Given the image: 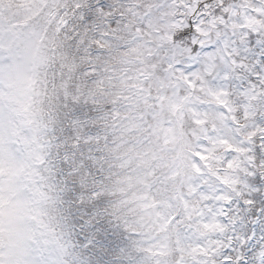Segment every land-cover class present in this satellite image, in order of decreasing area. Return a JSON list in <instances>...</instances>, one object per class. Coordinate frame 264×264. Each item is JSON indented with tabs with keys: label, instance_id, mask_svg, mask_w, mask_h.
Wrapping results in <instances>:
<instances>
[{
	"label": "rangeland",
	"instance_id": "1",
	"mask_svg": "<svg viewBox=\"0 0 264 264\" xmlns=\"http://www.w3.org/2000/svg\"><path fill=\"white\" fill-rule=\"evenodd\" d=\"M50 1L0 0V264H72L73 259L69 226H62L52 202L65 188L63 178L54 182L59 168L50 162L55 156L50 138L57 124L45 117L51 106L43 85L51 74L54 27L64 21L54 17ZM150 2L139 4L134 16L136 22L149 20L153 32L147 39L134 34L131 54L116 67L114 85L110 82L121 113L110 125L118 134L125 128L131 133L110 139L118 155L116 210L129 230L148 221L142 236L151 249L166 251L171 236L178 252L168 255L170 264H194L226 231L212 209L216 192L231 190L236 180L235 158L227 157L240 141L233 120L246 107L228 101L229 77L238 85L244 76L242 62L233 56L244 52L241 43L250 57L242 39L249 28L259 32L264 26V6L256 9L253 0H241L222 25L206 20L210 25L198 27L202 36L171 43L174 26L181 27L175 0ZM256 37L264 41V30ZM187 113L198 126L190 138L181 133ZM149 125L159 137L147 132ZM149 151L160 156L157 164ZM154 206L160 222L155 231L148 214Z\"/></svg>",
	"mask_w": 264,
	"mask_h": 264
},
{
	"label": "trees",
	"instance_id": "2",
	"mask_svg": "<svg viewBox=\"0 0 264 264\" xmlns=\"http://www.w3.org/2000/svg\"><path fill=\"white\" fill-rule=\"evenodd\" d=\"M140 2L145 3L144 0H52V13L59 14L58 17L64 19L65 24L54 36L56 54L49 63L48 71L51 75L43 85L48 107L51 106L47 109L45 117L48 120L52 118L57 124V130L53 138H50L52 148H55L56 160L65 143L70 140L69 129H73L81 138L89 137L95 167L91 172L85 170L83 173H80L78 168L76 178L85 187L99 190L98 198L106 203L107 211L130 238V251L135 258V264H167L159 255H176L178 249L174 247L173 251L163 254H160L159 248L151 249L142 236L147 222L135 223L129 230L116 210L118 206L115 193L119 184V173L113 164L118 155L113 151L112 143L116 137L131 133L125 128L126 132L118 134L110 125L111 119H118L121 114L116 108L118 95L114 93L110 82L112 84V76L117 75L115 70L123 57L131 54L124 46L123 40L136 29L133 11L135 5ZM100 4H103V7H100ZM144 28L142 24L141 29ZM256 36L260 35H251L249 39ZM254 61L251 57L246 67H240L243 74L250 78L248 82L240 85L244 92L241 93L239 86L234 88V84H231L230 88V100L238 98L249 106L246 112L240 113L236 123L237 126L244 127L243 138L247 142L236 151L237 157L241 156V159L238 162L239 177L233 184L232 191L237 193L244 182L247 165L254 159L250 156L251 145L254 139L258 143L259 139L264 137V128L256 124L257 114H264V72L253 67ZM123 67L121 65V68ZM74 111L85 112L86 115L90 113L93 118L86 122L87 126L79 121H70L69 115ZM191 122L185 115L182 128L186 137H192L190 128L194 124ZM146 128L147 132H151L150 127ZM110 139L114 141L111 142ZM147 146H150V143ZM135 155H131V159L138 165L133 159ZM159 157L152 155L149 158L153 164H157ZM182 189L185 190V186ZM66 198L65 193L58 195L57 208L64 216H67L64 203ZM149 212L154 215L150 221L155 231L159 226L155 208L152 207ZM216 246L219 251L225 246L222 235ZM217 257L219 254H212L207 250L198 256L200 261L197 264H217Z\"/></svg>",
	"mask_w": 264,
	"mask_h": 264
},
{
	"label": "snow or ice",
	"instance_id": "3",
	"mask_svg": "<svg viewBox=\"0 0 264 264\" xmlns=\"http://www.w3.org/2000/svg\"><path fill=\"white\" fill-rule=\"evenodd\" d=\"M194 33L192 25L176 39L185 40ZM248 48L257 68L264 66V41L258 37L249 39ZM194 51H200L199 45H194ZM92 118L85 112L69 115L70 121L85 126ZM256 124L264 128V114H257ZM69 133L70 140L58 153L54 166L59 168L58 177L64 179V203L74 240L72 264H135L130 238L107 211L106 203L98 198L99 190L85 187L76 178L78 168L83 173L95 167L89 137L81 138L73 129ZM251 148L254 159L247 165L241 190L237 193L221 188L216 192L212 210L226 226L222 234L225 246L216 258L217 264H264V137L258 143L254 139ZM234 155L229 153L227 158Z\"/></svg>",
	"mask_w": 264,
	"mask_h": 264
},
{
	"label": "flooded vegetation",
	"instance_id": "4",
	"mask_svg": "<svg viewBox=\"0 0 264 264\" xmlns=\"http://www.w3.org/2000/svg\"><path fill=\"white\" fill-rule=\"evenodd\" d=\"M226 3V0L220 2V0H189L188 3L181 4L180 6L185 11L182 13L184 16L190 11V8L193 7L196 4V8L203 7L205 10H209L214 7H221L224 6ZM192 15L190 14V20Z\"/></svg>",
	"mask_w": 264,
	"mask_h": 264
}]
</instances>
